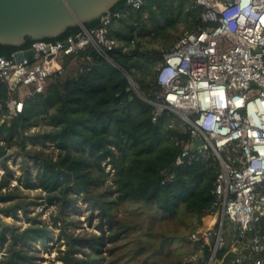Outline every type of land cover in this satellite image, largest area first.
I'll return each mask as SVG.
<instances>
[{
	"label": "trees",
	"instance_id": "16d2710c",
	"mask_svg": "<svg viewBox=\"0 0 264 264\" xmlns=\"http://www.w3.org/2000/svg\"><path fill=\"white\" fill-rule=\"evenodd\" d=\"M124 2L111 11L122 10ZM191 5L187 0H158L140 11H126L106 36L116 44L109 53L115 67L91 49L61 55L63 73L52 76L43 93L25 98L19 115L0 122V204L4 205L0 214L17 220L20 211L28 223L20 230L0 218V264H29L31 244L49 239L50 229L35 216L28 217L33 203L26 201L23 191L35 190L44 194L47 205L58 208L54 221L61 222L59 237L65 245L59 251L60 264H187L188 237L210 209L219 167L210 158L173 170L188 135L177 125L169 127L174 118L170 113L152 123L151 107L134 95L124 73L144 96L154 98V68L177 39L170 32L201 25L200 9L191 10ZM144 13L149 15L147 21ZM97 23L84 27L91 29ZM79 31L70 28L43 41H64ZM147 38L150 45L160 39L162 50L146 47ZM32 43L0 45V58L10 59ZM9 95L18 98L0 82L2 113ZM39 120L46 130L27 133ZM27 141L52 147L56 159L37 152L34 177L26 170L15 180L18 186L11 187L7 153L13 147L25 150ZM163 170L174 173L164 184ZM107 180L111 184L101 188ZM75 195L96 205L98 235L75 236L65 230L68 222L60 214L73 207Z\"/></svg>",
	"mask_w": 264,
	"mask_h": 264
},
{
	"label": "built area",
	"instance_id": "2783aa9c",
	"mask_svg": "<svg viewBox=\"0 0 264 264\" xmlns=\"http://www.w3.org/2000/svg\"><path fill=\"white\" fill-rule=\"evenodd\" d=\"M155 1L127 0L72 39L19 51L32 50L30 60L0 58V82L18 96L9 95L5 113L0 107V122L19 115L25 98L43 93L48 80L63 73L61 55L91 49L115 67L108 28L126 11ZM187 1L200 9L201 25L183 31L163 53L147 103L152 123L170 113L169 127L188 135L173 170L210 158L219 167L210 209L188 237L184 262L264 264V0ZM169 172H161L162 184L174 178Z\"/></svg>",
	"mask_w": 264,
	"mask_h": 264
},
{
	"label": "rangeland",
	"instance_id": "374dc122",
	"mask_svg": "<svg viewBox=\"0 0 264 264\" xmlns=\"http://www.w3.org/2000/svg\"><path fill=\"white\" fill-rule=\"evenodd\" d=\"M148 18V13H144L143 19L147 21ZM182 32L183 27L179 26L177 31L170 32L172 36L171 38H178V36ZM149 39L150 38H147V40L144 41L146 47H148L149 49H158L160 51L162 50L161 46L159 45L160 39L157 40V43H154L152 45L145 43L148 42ZM157 66H155L154 70H156ZM135 88L137 87L135 86ZM43 130H46V127H44L43 122L39 120L36 126L28 129L27 133L36 134L37 132H42ZM39 151L52 156L54 160L56 159L57 153L53 150L52 147L42 148L39 143L34 144L32 141H27L25 143V150H22L18 147H13L8 151L7 154L9 156V159L6 161V164L13 173L11 187L18 186L15 180L17 178H20L26 170H29L31 176L34 177L37 170V164L35 163L33 157ZM105 168V171H108L110 169V167L106 165ZM109 177H111V175ZM110 184L111 183L107 180V182L101 188H107ZM103 189H101L100 191H102ZM23 194L26 197V201L33 203L28 207L30 210L28 217L35 216L36 220H38L42 225L47 226L51 231L49 239L44 244H42L41 242H33L31 244L29 251L32 255V260L29 264H60V262L58 261V257L60 255L59 251H63L65 249V245L63 240L59 237L61 222L59 221L58 223H56L54 221L55 216L58 214L57 206L47 205L44 201V194L39 190L23 191ZM40 197L43 199H39ZM105 198H109V196H106ZM89 200L90 199H87L81 195H75V200L71 203L73 207L63 211L62 215L60 214V218H64L66 222H68L65 230L75 236L99 234V232L97 231L99 223L98 218L96 217L98 209L96 205L92 204ZM3 206V204H0V207ZM17 217L18 219L15 220L9 215L5 216L0 214L1 221L5 224L12 225L20 230L26 228V226H28V223L26 221V218L20 211L17 212ZM2 253L3 251L0 250V256L2 255Z\"/></svg>",
	"mask_w": 264,
	"mask_h": 264
},
{
	"label": "water",
	"instance_id": "95a60500",
	"mask_svg": "<svg viewBox=\"0 0 264 264\" xmlns=\"http://www.w3.org/2000/svg\"><path fill=\"white\" fill-rule=\"evenodd\" d=\"M120 1L0 0V45L19 47L26 41H33L30 47H36L49 43L43 40L56 38L70 28L78 27V33L84 32L88 30L85 24L99 22L100 17L112 12ZM32 55V50L24 53L17 51L13 58L30 60ZM10 59L5 58L6 61ZM132 91L141 101L149 102L137 88L134 87Z\"/></svg>",
	"mask_w": 264,
	"mask_h": 264
},
{
	"label": "crops",
	"instance_id": "0c3cea01",
	"mask_svg": "<svg viewBox=\"0 0 264 264\" xmlns=\"http://www.w3.org/2000/svg\"><path fill=\"white\" fill-rule=\"evenodd\" d=\"M205 220V219H204Z\"/></svg>",
	"mask_w": 264,
	"mask_h": 264
}]
</instances>
